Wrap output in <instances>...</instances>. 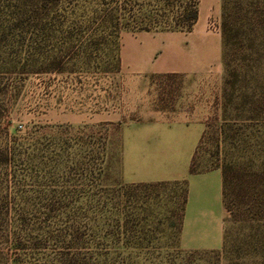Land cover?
Returning <instances> with one entry per match:
<instances>
[{
    "label": "rangeland",
    "instance_id": "obj_1",
    "mask_svg": "<svg viewBox=\"0 0 264 264\" xmlns=\"http://www.w3.org/2000/svg\"><path fill=\"white\" fill-rule=\"evenodd\" d=\"M179 10L0 0V264H264V0H227L240 28L222 47L231 101L192 159L198 173L225 162L246 175L252 195L238 198L253 209L226 212L220 249H187L186 181H127L138 123L195 99L182 79L134 77L128 54L136 33Z\"/></svg>",
    "mask_w": 264,
    "mask_h": 264
},
{
    "label": "crops",
    "instance_id": "obj_2",
    "mask_svg": "<svg viewBox=\"0 0 264 264\" xmlns=\"http://www.w3.org/2000/svg\"><path fill=\"white\" fill-rule=\"evenodd\" d=\"M129 1H173L176 7L193 4L197 20L190 31H139L134 35L132 47L129 44L134 77L152 78L151 87L158 78L182 79L187 86L190 84V97L195 99L186 106L183 96H177L175 105L182 103L179 108L151 112L150 121L138 123V129L132 136V160L128 162L127 181L160 183L185 180L184 246L187 249H220L226 216L222 170L214 168L191 174L190 166L208 124L214 121L222 108L223 40L220 20L223 0ZM211 22L218 28H211Z\"/></svg>",
    "mask_w": 264,
    "mask_h": 264
},
{
    "label": "trees",
    "instance_id": "obj_3",
    "mask_svg": "<svg viewBox=\"0 0 264 264\" xmlns=\"http://www.w3.org/2000/svg\"><path fill=\"white\" fill-rule=\"evenodd\" d=\"M130 2V1H129ZM161 4L164 5L168 10L175 9V4L173 1H165ZM179 10V16L176 19H168L164 17V20H156L154 21V27L146 28L144 30H152V29H165V30H182V31H190L194 25V23L197 20V11L193 4H186V5H180ZM232 16L231 12H227V0H223L222 4V39H223V45L227 47V44H230L231 41L235 40V37L239 35V26L237 24L238 17ZM171 20V21H170ZM242 26V24H241ZM162 27V28H161ZM59 63V62H58ZM225 88L223 89V99H224V105L225 102L230 103V93L227 91V82H225ZM223 105V107H224ZM223 134V130H222ZM3 159L7 163L9 161V154L6 151V153H3ZM222 177H223V205L228 213V221L235 220L236 215V209H241L240 207L244 206L243 213H246L249 211V209H253L255 204L249 205V202L242 203L240 202V198L238 196L242 194L245 196L252 195L251 188H250V181L246 175L243 174H237L234 173L233 168L229 164L222 165ZM190 173L195 174L198 173L197 170L194 168L193 162L190 166ZM257 173V172H256ZM251 176V175H250ZM253 176H257L256 174H253ZM257 177H260L258 175ZM259 179V178H256ZM252 183L253 179H252ZM247 186L250 188V194L247 191ZM252 186V184H251ZM256 189L261 193L264 192V183L261 181L258 182V185ZM187 197L184 199V203H186ZM241 204V205H240ZM240 205V207H238ZM261 205V204H260ZM237 206V207H236ZM246 209V210H245ZM263 209V208H262ZM256 222H259L257 220ZM260 223V222H259ZM225 240V237H224ZM226 245L224 244V247L222 251H225Z\"/></svg>",
    "mask_w": 264,
    "mask_h": 264
},
{
    "label": "built area",
    "instance_id": "obj_4",
    "mask_svg": "<svg viewBox=\"0 0 264 264\" xmlns=\"http://www.w3.org/2000/svg\"><path fill=\"white\" fill-rule=\"evenodd\" d=\"M210 27H211V28H216V27H217V25H216V23H214V22H211V23H210ZM217 28H218V27H217Z\"/></svg>",
    "mask_w": 264,
    "mask_h": 264
}]
</instances>
